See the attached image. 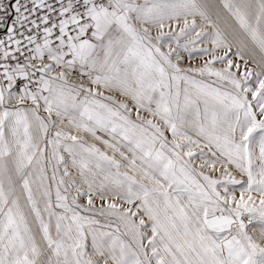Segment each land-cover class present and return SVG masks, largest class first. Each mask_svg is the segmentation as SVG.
Returning a JSON list of instances; mask_svg holds the SVG:
<instances>
[{
	"label": "snow or ice",
	"instance_id": "obj_1",
	"mask_svg": "<svg viewBox=\"0 0 264 264\" xmlns=\"http://www.w3.org/2000/svg\"><path fill=\"white\" fill-rule=\"evenodd\" d=\"M0 264H264V0H0Z\"/></svg>",
	"mask_w": 264,
	"mask_h": 264
},
{
	"label": "built area",
	"instance_id": "obj_2",
	"mask_svg": "<svg viewBox=\"0 0 264 264\" xmlns=\"http://www.w3.org/2000/svg\"><path fill=\"white\" fill-rule=\"evenodd\" d=\"M0 35H2V33H0Z\"/></svg>",
	"mask_w": 264,
	"mask_h": 264
}]
</instances>
